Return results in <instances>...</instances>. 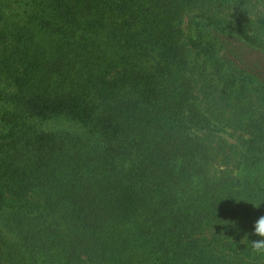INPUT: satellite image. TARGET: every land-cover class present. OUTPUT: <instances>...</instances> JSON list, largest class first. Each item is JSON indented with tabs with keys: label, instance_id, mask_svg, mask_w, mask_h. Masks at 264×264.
I'll return each mask as SVG.
<instances>
[{
	"label": "trees",
	"instance_id": "1",
	"mask_svg": "<svg viewBox=\"0 0 264 264\" xmlns=\"http://www.w3.org/2000/svg\"><path fill=\"white\" fill-rule=\"evenodd\" d=\"M261 217L264 0H0V264H264Z\"/></svg>",
	"mask_w": 264,
	"mask_h": 264
},
{
	"label": "clouds",
	"instance_id": "2",
	"mask_svg": "<svg viewBox=\"0 0 264 264\" xmlns=\"http://www.w3.org/2000/svg\"><path fill=\"white\" fill-rule=\"evenodd\" d=\"M259 206V205H257ZM257 235L264 237V217H261L255 226ZM254 254L264 256V241L256 242L253 248Z\"/></svg>",
	"mask_w": 264,
	"mask_h": 264
},
{
	"label": "rangeland",
	"instance_id": "3",
	"mask_svg": "<svg viewBox=\"0 0 264 264\" xmlns=\"http://www.w3.org/2000/svg\"><path fill=\"white\" fill-rule=\"evenodd\" d=\"M226 137L228 138V139H230L231 141H234V139L230 136H228V135H226Z\"/></svg>",
	"mask_w": 264,
	"mask_h": 264
}]
</instances>
